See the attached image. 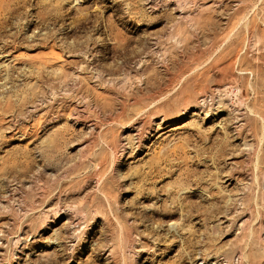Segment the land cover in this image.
<instances>
[{"label":"rangeland","instance_id":"rangeland-1","mask_svg":"<svg viewBox=\"0 0 264 264\" xmlns=\"http://www.w3.org/2000/svg\"><path fill=\"white\" fill-rule=\"evenodd\" d=\"M0 264H264V0H0Z\"/></svg>","mask_w":264,"mask_h":264}]
</instances>
